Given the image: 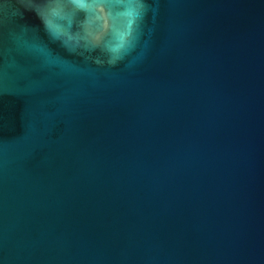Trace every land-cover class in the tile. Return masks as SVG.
<instances>
[{
  "label": "water",
  "instance_id": "obj_1",
  "mask_svg": "<svg viewBox=\"0 0 264 264\" xmlns=\"http://www.w3.org/2000/svg\"><path fill=\"white\" fill-rule=\"evenodd\" d=\"M0 264H264V0H0Z\"/></svg>",
  "mask_w": 264,
  "mask_h": 264
}]
</instances>
